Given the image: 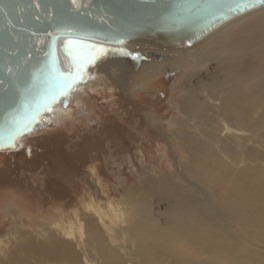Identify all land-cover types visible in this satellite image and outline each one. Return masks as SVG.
Here are the masks:
<instances>
[{"label":"rangeland","instance_id":"rangeland-1","mask_svg":"<svg viewBox=\"0 0 264 264\" xmlns=\"http://www.w3.org/2000/svg\"><path fill=\"white\" fill-rule=\"evenodd\" d=\"M215 33L218 37L209 48L208 59L196 64L185 57V51ZM257 39L264 49V7L229 21L189 47L164 52L175 58V78L169 85L150 88L151 100L141 103L126 101L114 84L121 79L127 90L121 71L127 73L132 58L121 54L117 55L121 66L111 63L109 69L104 64L69 106L57 107L42 128L24 138L18 153L0 154V261L28 259L23 255L26 240L35 246H52L67 239L72 245V262L104 264L87 248V232L93 225L112 253L117 252L126 264H135L136 260L128 261L135 254V241L123 232L129 226L130 203L146 197L152 213L160 217L163 209L172 212L174 200L148 193L145 186L162 185L161 173L188 185L177 171L179 163L187 160L175 137L184 117L182 90L206 82L213 72L209 63L229 59V50L249 51ZM145 50L131 47L125 52ZM156 93L157 99L152 100ZM51 234L58 238L56 242L47 239Z\"/></svg>","mask_w":264,"mask_h":264},{"label":"bare ground","instance_id":"bare-ground-1","mask_svg":"<svg viewBox=\"0 0 264 264\" xmlns=\"http://www.w3.org/2000/svg\"><path fill=\"white\" fill-rule=\"evenodd\" d=\"M217 37L215 33L185 51V57L202 63L208 59L207 53L211 54L209 48ZM250 44L249 51L229 50V59L221 57L216 63H209L213 72L207 81L182 90L184 117L178 122L175 137L187 160L179 163L177 171L188 185L161 173L158 177L162 178V185L145 186L148 193L174 200L172 212L163 209L160 217L152 213L146 197L130 203L129 226L123 232L135 241V254L128 261L264 264V49L259 39ZM198 51L200 55H196ZM114 59L104 63L105 68L111 63L121 66L117 55ZM121 73L122 80L124 76L126 80L128 73ZM219 73L223 76H217ZM72 96L74 99L75 94ZM95 228L91 225L87 232L89 253L102 258L104 264H126L117 252L112 253ZM47 239L56 242L58 238L51 234ZM22 245L28 259L16 258L7 263L4 258L0 264H79L77 259L72 262V245L67 239H62L60 245L56 242L52 246H35L28 240Z\"/></svg>","mask_w":264,"mask_h":264},{"label":"water","instance_id":"water-1","mask_svg":"<svg viewBox=\"0 0 264 264\" xmlns=\"http://www.w3.org/2000/svg\"><path fill=\"white\" fill-rule=\"evenodd\" d=\"M206 3L214 7L205 9ZM262 6L257 3L248 12ZM221 10L227 11V0H76L75 4L73 0H0V141L6 144L13 121L31 126L17 138L16 147H0V154L18 153L24 138L42 128L56 106H69L72 95L88 86L104 63L121 55L120 50L186 48L248 13L225 19L212 15ZM75 38L109 51L88 65L83 80L64 96L63 78L50 69L55 56L60 72L75 71L61 47ZM148 56L160 58L155 52Z\"/></svg>","mask_w":264,"mask_h":264},{"label":"snow or ice","instance_id":"snow-or-ice-1","mask_svg":"<svg viewBox=\"0 0 264 264\" xmlns=\"http://www.w3.org/2000/svg\"><path fill=\"white\" fill-rule=\"evenodd\" d=\"M73 3L75 4L76 0H73ZM257 3L264 4V0H227V11L221 10L219 13L214 11L212 12V15L217 19H225L229 16L246 13L254 8ZM202 7L210 10L214 7V5L206 3ZM53 47H55V45H53ZM61 47L66 55L69 56L70 63L72 64V67L75 69V71L67 75L63 72H60L59 69L56 68L55 56H53L52 68L50 71L54 69L58 75L63 78L61 94L67 96L68 92L75 86V84L83 80L84 69H86L88 65L94 63L95 60L99 59L101 56H104L109 51V49L102 45L86 43L83 38L68 39L63 43V45H61ZM120 51L122 55H134L132 53H125L123 50ZM135 58H139L138 55H136ZM54 100L55 96L52 97V100L49 101V103ZM45 107L48 111H51V108L48 107V104H45ZM30 127V124L20 125L13 121L7 142L5 144L4 141H0V147H16L15 142L17 138L23 135L25 131L30 130Z\"/></svg>","mask_w":264,"mask_h":264},{"label":"flooded vegetation","instance_id":"flooded-vegetation-1","mask_svg":"<svg viewBox=\"0 0 264 264\" xmlns=\"http://www.w3.org/2000/svg\"><path fill=\"white\" fill-rule=\"evenodd\" d=\"M153 52L160 56L159 60H154L153 58L148 56L149 53ZM133 54L134 55L128 56L132 58V60H130L131 67L127 71L128 74L126 73L127 78L124 82L127 90H123L121 86V79L118 82H114V84L116 88H118L119 95H122L126 101L141 103V100H151L150 98H148V95L152 90H150V88L158 87V85L164 84L169 85L170 81L175 78L173 77L175 75H173V73L176 71L175 68H177V66H175V58L173 59L171 56L164 52L162 54H159L156 51L145 50L144 53L133 52ZM136 55H138L139 58H135ZM143 90H147L148 93L144 92ZM80 91L82 90H79L76 94L80 93ZM157 96L158 94L156 93L155 98L152 100H156ZM159 138L162 141V138Z\"/></svg>","mask_w":264,"mask_h":264}]
</instances>
